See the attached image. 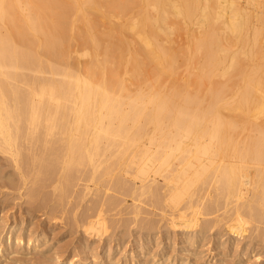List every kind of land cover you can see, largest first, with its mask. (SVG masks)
<instances>
[{
	"label": "bare ground",
	"instance_id": "bare-ground-1",
	"mask_svg": "<svg viewBox=\"0 0 264 264\" xmlns=\"http://www.w3.org/2000/svg\"><path fill=\"white\" fill-rule=\"evenodd\" d=\"M257 6L0 0V152L13 157L21 185L28 172L31 187L57 193L61 216L52 223L69 218L78 226L80 205L71 200L79 182L83 199L99 182L113 183L136 201L159 202L168 230L192 231L191 244L224 220V232L244 239L251 219L249 242L264 247V20ZM37 191L30 189L31 199ZM93 205L78 227L101 241L109 211L104 202ZM105 252L111 256L112 245Z\"/></svg>",
	"mask_w": 264,
	"mask_h": 264
},
{
	"label": "rangeland",
	"instance_id": "rangeland-1",
	"mask_svg": "<svg viewBox=\"0 0 264 264\" xmlns=\"http://www.w3.org/2000/svg\"><path fill=\"white\" fill-rule=\"evenodd\" d=\"M256 1L257 7H259L258 9L256 8V12L260 15L262 14V18L260 16V19L264 20V0ZM262 26L264 27V22ZM182 40L185 41L184 38ZM256 61H258V64L260 63V60H255L254 62ZM254 122L260 124L261 119L260 122ZM245 125L248 127L247 124ZM254 132L251 131L252 134ZM12 158L8 153L4 154L0 152V250L3 249L0 251V264H78L81 261L84 264H115V262L116 264H264V247L253 246L249 242L250 235L253 236L256 233L254 232V228L257 224L253 220L248 219L250 224L244 225V228L247 230L244 239L229 235L227 231L224 232L226 230L224 224L226 220H224L218 228L213 227V230L206 231L205 233L207 234H204L203 241L197 239L199 240L198 242L191 244L192 242L188 241V237H191L192 234L194 235L192 231L168 230L164 221L161 220L159 202L153 203L154 206L151 200H149L150 198H148L149 195H144L139 201H136V196L132 195V197L121 191L118 192L114 188L113 183L112 185L104 186L106 185L105 183L99 182L100 184L98 183L97 186L92 188V190H96L97 187L99 193L93 190L92 194L90 193L83 199V195H79L83 188V182H79L75 190L77 194L75 192L72 194V198L74 199L71 201L75 202L74 204L78 201L80 205L78 210L80 213L78 216V226L81 225V220L86 214V209L90 208V206L92 207L94 203L95 205L93 206H98L104 202L106 213L109 211L107 221L110 219V223H107V225L111 224V226L109 225L107 234L102 237L101 241L98 238L85 237L82 232L83 229L75 226L74 222L69 218L61 222L57 221L56 223L50 221L49 218L61 216L59 208L54 203L57 193L53 196L48 189H46L47 191L44 189V191L40 192L34 186L31 187L32 174L28 172L24 176L26 185H21L22 182L17 174V168L15 167L14 169ZM252 168L250 167L251 170L248 169L253 171L254 169ZM157 180L159 183V178ZM101 183L108 191H104L105 189L101 186ZM30 189L31 191H37V197H34V195V198L32 197L31 199L32 193L30 192L28 195ZM44 194H46L45 197L50 195L46 198H51V201L50 199H44L48 200V205H44L43 201H41ZM77 195L80 197H75ZM100 196L104 197L101 198ZM108 198H111L110 200L115 203V207H109ZM114 200L116 202L119 200V202L116 203ZM136 203L137 206L139 205V208L136 206ZM116 204H120V206L117 205V207ZM107 207L111 211L107 210ZM136 207L141 210L137 216L133 213ZM43 212L46 214L45 216H43ZM260 226V228L264 227ZM15 238H22L21 242L23 244L17 243L18 240H15ZM29 239L30 243L34 240L38 241L36 249L27 245ZM7 242H10V244H7ZM107 245H112L114 253L111 256L105 257ZM84 247L86 250H82ZM4 248H7V250L4 251ZM205 249H211L210 251H213L214 254H209ZM37 255H40L39 258L41 257V259L37 258ZM73 258H76V260H72ZM36 260L39 261L36 262Z\"/></svg>",
	"mask_w": 264,
	"mask_h": 264
}]
</instances>
